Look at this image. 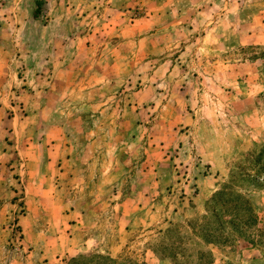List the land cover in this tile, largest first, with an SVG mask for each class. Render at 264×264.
<instances>
[{
  "label": "rangeland",
  "instance_id": "rangeland-1",
  "mask_svg": "<svg viewBox=\"0 0 264 264\" xmlns=\"http://www.w3.org/2000/svg\"><path fill=\"white\" fill-rule=\"evenodd\" d=\"M72 260L264 264V0H0V264Z\"/></svg>",
  "mask_w": 264,
  "mask_h": 264
},
{
  "label": "trees",
  "instance_id": "trees-1",
  "mask_svg": "<svg viewBox=\"0 0 264 264\" xmlns=\"http://www.w3.org/2000/svg\"><path fill=\"white\" fill-rule=\"evenodd\" d=\"M39 6L36 8V10H35V12H34V15H35V17H38V15H39ZM112 263L113 262H115L114 260H110ZM79 262V260H72V264H77Z\"/></svg>",
  "mask_w": 264,
  "mask_h": 264
}]
</instances>
